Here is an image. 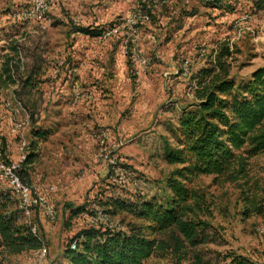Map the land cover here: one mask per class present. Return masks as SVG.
Masks as SVG:
<instances>
[{
  "label": "rangeland",
  "instance_id": "374dc122",
  "mask_svg": "<svg viewBox=\"0 0 264 264\" xmlns=\"http://www.w3.org/2000/svg\"><path fill=\"white\" fill-rule=\"evenodd\" d=\"M43 1L45 11L25 19L20 15L32 0H0V15L6 16L0 54L12 55L10 47H16L22 67L39 64L37 88L43 90L39 98L32 92L39 100L32 121L25 112L14 114L12 87L0 90V164L16 162L20 153L30 156L31 194L51 206L53 215L43 206L28 216L15 212L18 199L0 169V198L8 196V214L18 224L34 225L45 249L42 258L36 251L2 254L0 264H67L66 249L80 231L114 225L125 230L138 222L124 210L108 214L115 202L164 205L170 195L166 179L174 169L164 160V145L174 144L182 109L196 103L200 72L214 66L222 46H228L223 60L235 85L246 84L264 65V5L257 8L256 0ZM79 27L103 33L85 35ZM62 86L73 95L53 103L44 90ZM14 123L22 124L17 132ZM190 188L205 200L195 211L207 224L197 237L204 241L190 249L155 251L143 264H191L193 250L209 264L239 257L264 264V153L247 161L241 180L202 175ZM248 201L261 210L245 213ZM97 212L106 217L95 221Z\"/></svg>",
  "mask_w": 264,
  "mask_h": 264
},
{
  "label": "trees",
  "instance_id": "16d2710c",
  "mask_svg": "<svg viewBox=\"0 0 264 264\" xmlns=\"http://www.w3.org/2000/svg\"><path fill=\"white\" fill-rule=\"evenodd\" d=\"M255 3L262 8L264 0ZM78 31L91 36L103 33L89 28ZM10 50L13 56L9 53L0 67V89L15 87L13 96L32 121L39 105L32 91L38 83L34 76L40 65L25 69L18 49L11 46ZM228 54V46H222L214 66L200 72L193 93L196 103L191 105L192 110L182 109L174 129V144L164 145V160L174 166L166 179L168 200L164 205L154 200L134 205L115 202L108 214L115 216L118 210H124L138 222L126 224L125 230L80 231L71 240L75 249L71 245L66 249L67 264H143L155 251H165L171 246L179 251L184 245L190 249L204 241L197 237L203 235L200 229L207 224L197 220L195 211L205 200L190 185L202 175L221 182L241 180L246 176L247 161L264 153V65L251 73L246 84L235 85L223 60ZM35 96L39 98L40 94ZM32 161L26 156L18 170L20 180L27 185V168ZM248 202L251 208H245V213L261 210ZM7 209L5 195L0 198V256L39 250L42 243L31 233L34 225L18 224ZM15 212L22 214L19 209ZM159 237H167V241ZM190 262L209 264L198 250L191 252ZM230 264L251 263L239 257Z\"/></svg>",
  "mask_w": 264,
  "mask_h": 264
},
{
  "label": "built area",
  "instance_id": "2783aa9c",
  "mask_svg": "<svg viewBox=\"0 0 264 264\" xmlns=\"http://www.w3.org/2000/svg\"><path fill=\"white\" fill-rule=\"evenodd\" d=\"M46 9L45 2L43 0H32V3L30 7L25 10L24 12L21 13L20 16H23L25 19H31L37 16L39 12H44ZM102 35V34H101ZM104 36V35H103ZM16 103V102H15ZM10 103H7L6 106H9ZM14 114L19 116L22 113H24L23 109L19 105V103H16L14 106ZM20 125L18 123L13 124L12 131L17 132L18 129L20 128ZM25 147L24 141H21V146L20 150ZM0 157H3V152L1 149V143H0ZM25 155L23 153H20L19 158L16 162H10L9 164H0V169L4 175V177L8 180L9 182V189L12 193V195H15L16 198L18 199V209L22 211V213L26 216L29 215L31 208L33 207H44L45 212L52 217L53 215V209L51 206H48L45 204L44 200L37 196L34 197L31 194V187L28 186L27 184L23 183L18 175V170L20 168L21 163L24 161ZM106 217L103 215L101 212H97L96 216L94 217L95 221H101ZM108 229L111 230H122L118 227V225H114L113 227H108ZM31 233L33 235H36V230L34 226H31ZM71 249H75V244H71L70 246ZM35 255L38 256V258H42L45 255V249L41 247L39 250L35 252ZM36 264V263H35Z\"/></svg>",
  "mask_w": 264,
  "mask_h": 264
},
{
  "label": "crops",
  "instance_id": "0c3cea01",
  "mask_svg": "<svg viewBox=\"0 0 264 264\" xmlns=\"http://www.w3.org/2000/svg\"><path fill=\"white\" fill-rule=\"evenodd\" d=\"M6 18V16H2V15H0V29H2L3 27H4V25H3V19H5ZM81 28H89L90 30H94V29H96V28H90V27H79V28H77L78 30L79 29H81ZM77 30V32H79ZM5 55H3L2 53L0 54V67H1V65H2V62L5 60ZM22 61V60H21ZM42 75V71H40L39 70V73H37V75H35L34 76V78L37 80V82H38V79H39V77ZM51 75V74H50ZM48 76H49V74H48ZM61 76L62 75H60V77H58V80L59 79H61ZM54 77L55 76H53V79H54ZM10 88V87H9ZM13 88V90H14V88L15 87H12ZM11 88V89H12ZM5 89H7V88H5ZM0 90H2V89H0ZM40 91V93H43L42 91L43 90H40L39 88H37V85H36V88L32 91V92H36L37 93V95H38V92ZM44 92L46 93L45 95H51L54 99H53V103H55V101L57 100V98L58 97H60L61 99H62V102H64V97H68V96H71V95H73V91H71V90H69V89H67V88H65L64 86H62V87H60V88H56V89H53L52 87L51 88H48L47 90H44ZM75 93H77V95H78V92H75ZM43 95V94H42ZM62 102H60L58 105H57V107H58V109H63L64 107H63V103ZM60 117H64V111H62L61 112V114H60ZM54 127H56V126H54Z\"/></svg>",
  "mask_w": 264,
  "mask_h": 264
}]
</instances>
